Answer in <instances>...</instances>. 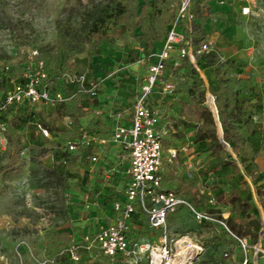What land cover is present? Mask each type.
<instances>
[{
  "label": "rangeland",
  "instance_id": "rangeland-1",
  "mask_svg": "<svg viewBox=\"0 0 264 264\" xmlns=\"http://www.w3.org/2000/svg\"><path fill=\"white\" fill-rule=\"evenodd\" d=\"M118 1L0 0V78L6 77L0 89L12 88L11 70L19 82L36 74L31 54L38 50L39 56H46L45 78L67 96L54 104L25 101L15 113L3 117L9 130L0 134V164L14 157L9 132L23 146L16 170L0 175V264H123L99 250L92 254L83 248L85 219L81 218L82 207L89 201L101 197L104 205L111 206L124 193L127 162L102 156L106 171L93 175L96 171L90 158L83 156L84 149L71 153L66 146L68 139L84 132L107 133L129 120L152 61L155 46L140 40L139 28L133 33L109 22L100 34L92 35L96 21L112 12ZM205 1L196 4L200 22L195 30L205 32L218 56L203 59L207 74L203 72L201 99L209 106L211 97L215 103L225 90L231 103L242 108L233 121L239 125L248 120L254 127L246 146L259 166L255 173L258 183L239 157L227 149L230 156L212 153L206 141L195 139L203 122L200 116L187 121L181 106L174 107V100L158 92L155 101L162 103L164 125L170 130L165 141L172 144L166 145L165 155L169 156V147L177 150V156L165 164L166 185L197 210L212 213L225 223L200 222L184 206L171 218L168 232L174 241L185 238L190 243L194 249L191 264H244L246 259L248 264H264L263 251L256 262L260 241L264 248V206L258 195V187L264 190V0H256L250 16L240 14V0H231L223 8L228 11L213 15ZM170 3L166 17L172 15L173 19L176 0ZM185 64L188 68L189 62ZM176 79L180 82L179 76ZM186 100L193 102L191 96ZM76 109L84 110L85 115L72 113ZM214 112L218 120L216 108ZM218 127L222 135V127ZM233 160L240 172L234 169ZM135 225L139 236H154L160 243V234L149 230L145 216ZM63 232L80 243L79 260L67 254L70 243L57 260L48 255V240Z\"/></svg>",
  "mask_w": 264,
  "mask_h": 264
},
{
  "label": "built area",
  "instance_id": "built-area-1",
  "mask_svg": "<svg viewBox=\"0 0 264 264\" xmlns=\"http://www.w3.org/2000/svg\"><path fill=\"white\" fill-rule=\"evenodd\" d=\"M202 2L204 0L199 3ZM226 2L227 0H216L213 4L212 0H207L206 9L213 15L218 11L215 5H224ZM255 2L256 0H243L241 14L252 15ZM197 3L198 0H176L174 17L168 25L160 48H156L151 54L152 61L148 72L139 93L135 96L129 124L117 125L109 136L86 133L81 139H70L66 142L67 151L71 153L78 152L81 148H96L94 153L89 154L94 165L101 163V154L107 146L119 149L121 162H127L124 193L116 198L112 207L106 206L109 212L106 218L99 221L94 230L84 232L82 236L85 244L83 248L92 254L99 250L110 260H119L123 264H176L181 259L178 252L180 240L174 241L170 238L168 225L170 217L177 214L182 207L191 208L200 222L220 221L225 225L214 214L197 210L179 193L165 187V137L170 130L161 124V111L150 101L158 92L165 96H176L177 83L172 79L171 71L181 68L185 60L200 70L199 56L215 51L212 42L206 37L199 42L195 40V26L200 22ZM39 55L38 50L31 54L37 70L32 78L25 82L13 79L11 89L0 90V115L18 108L25 101L32 105H41L67 99L61 91L51 89L42 82L46 77V67L44 60L38 58ZM25 75L28 76V73L25 72ZM39 127L46 136H50L47 128L41 125ZM8 129L9 123L0 119V134H5ZM168 151L172 158L177 156L176 149ZM142 216L146 217L149 230L160 234V243L150 237L138 235L135 222ZM246 241L242 240L243 244L248 246ZM66 251L73 260L80 259L78 241L74 240L69 244ZM192 251L194 250L187 252V258L193 257ZM247 263L246 259L244 264Z\"/></svg>",
  "mask_w": 264,
  "mask_h": 264
},
{
  "label": "trees",
  "instance_id": "trees-1",
  "mask_svg": "<svg viewBox=\"0 0 264 264\" xmlns=\"http://www.w3.org/2000/svg\"><path fill=\"white\" fill-rule=\"evenodd\" d=\"M170 4V0H144L142 4H140V0H120L115 5L112 12L106 13L103 17L96 21L91 31L92 35L96 36V34H100L109 22H113L117 26L124 25L133 33H135L136 29L139 28L141 31V34L139 35L140 40L150 44L151 46H155L156 49L158 48V43L164 39L168 30V25L172 21V15L169 18L166 17L170 10ZM204 35L205 32L197 31L195 34L196 42L205 38ZM217 56V50L200 55L198 58V67L200 70L187 60L183 62L181 68L172 70V79L177 83V92L176 96H169V98L175 101V99L177 100L181 94L183 96H191L193 102L185 101L181 98V114L185 116L187 121H195L198 116L203 119V122L198 127L195 139L197 141H206L212 153L226 154L230 156L229 152L225 150L217 135L218 128L215 117L213 116V111L209 108V106L204 105V100L201 99L203 97L202 89L205 86V80L201 75V71L207 74L206 65L203 62V59ZM45 57L42 55L38 56V58L42 60H44ZM185 62H189L188 68ZM45 66L47 65L45 64ZM16 76L17 74L15 71L11 70L9 73V79H17ZM177 76H179L180 82L176 79ZM5 80V76L0 78V87L4 86ZM48 81V78L42 79L44 84L45 82L48 83H46L48 87L58 90L54 88L55 85L51 86ZM215 106L219 111V120L222 126L218 120L217 122L220 127H223L224 140L229 143L233 152L235 151L234 154L236 157L241 159L246 172L252 176L254 182L257 184L258 180L255 178V173L258 171L259 166L255 162L254 152L247 149L246 146L254 135V127L248 120L243 121L242 124L239 125L233 121V118L242 110V108L231 103L227 91L224 90L218 95ZM215 106L213 107L215 108ZM18 109L19 107L8 110L7 112L15 113ZM7 112H3L0 115V119L4 120L3 117H5L4 115ZM72 113H80V116L85 115V112L82 109H76ZM9 134L13 138L12 143L14 145V157L11 162L7 164H0V175L7 171L16 170V165L20 160L19 153L23 145L19 140H16L11 135V132H9ZM165 140L167 141V136L165 137ZM89 150L92 152L93 150H96V148H90ZM228 163L229 162H225V165H229ZM232 165L236 171L240 172L239 165L236 160H233ZM258 195L264 206V190L262 187H258ZM251 197L252 193L250 192L248 194V198ZM238 200L241 201V197H238ZM110 207H112V205L107 206V208ZM110 212L112 211L110 210ZM71 242L72 238L68 232L56 234L54 237L52 236L48 240V255H50L54 260H57V257L65 250L66 245L69 243L71 244Z\"/></svg>",
  "mask_w": 264,
  "mask_h": 264
},
{
  "label": "crops",
  "instance_id": "crops-1",
  "mask_svg": "<svg viewBox=\"0 0 264 264\" xmlns=\"http://www.w3.org/2000/svg\"><path fill=\"white\" fill-rule=\"evenodd\" d=\"M200 1H203V0H200ZM205 1V0H204ZM230 1L231 0H227V2L224 4V5H215V7L218 9V11L216 12V13H218L219 11H228V10H224L223 8L224 7H227V6H229V4H230ZM216 2V0H212V3L214 4ZM234 2H236V0H234ZM240 2H243V0H240ZM205 3H206V5H207V1H205ZM243 4V3H242ZM215 13V14H216ZM240 14H241V7H240ZM242 15V14H241ZM243 16V15H242ZM156 50V49H155ZM154 50V51H155ZM205 74V73H204ZM201 75H202V73H201ZM202 77L205 79V77H206V75H205V77L202 75ZM157 94L158 93H156V94H154L152 97H151V103L154 105V106H156V107H158L159 109H160V111H161V114H162V122H161V124L162 125H164L165 124V120H166V117L164 116V113H163V110H162V103L161 104H157L156 103V101H155V98H156V96H157ZM186 97L187 96H183L182 94H181V96L179 95V98H177V100L175 99V101L173 102L174 104H175V106L174 107H178L179 105L181 106V103H182V101H181V98L182 99H184L185 101H187L186 100ZM160 103V102H159ZM211 106L213 105V103L212 102H210L209 103ZM216 107V106H215ZM215 113V112H214ZM182 118H185V116H183L182 115ZM186 119V118H185ZM215 120H216V117H215ZM221 123V122H220ZM125 124H129V120H127V121H125ZM216 124H217V121H216ZM221 126H222V124H221ZM217 128H218V131H219V127H218V125H217ZM113 129L114 128H111L110 130H109V132H107V133H100L99 131L98 132H90V133H87V132H84L83 134H81L79 137H73V138H70V139H76V140H78V139H81L82 138V136L84 135V134H99V136H109L111 133H112V131H113ZM222 131H223V127H222ZM217 135H218V132H217ZM219 137V136H218ZM223 137H224V131H223ZM69 139V140H70ZM166 145H168V146H170V145H172L171 143L169 144V143H167L166 141H165V147H166ZM225 148V147H224ZM169 149H175V148H173V147H169L167 150H169ZM228 150V149H227ZM229 151V150H228ZM79 152V151H78ZM90 152V153H89ZM235 152V151H234ZM75 153H77V152H75ZM92 153H94V151H90L89 149H84L83 150V152H82V154H83V156L84 157H89V154H92ZM112 153L114 154V156L112 155ZM102 156L103 157H114V158H116V157H118V160H120L121 161V153H120V151H119V149H117L116 147H114V146H107L104 150H103V152H102V154H101V163H99V164H97V165H94L93 163V166H94V169H95V173H93V175L94 174H98V173H102V172H105L106 171V169H105V167H106V164H105V160H106V158L105 159H103L102 158ZM165 157H169L168 158V160H167V158H166V162H168L169 160L170 161H172V157H171V155L169 154V156H166L165 155ZM166 162H165V164H166ZM126 183H127V180H126ZM164 184H165V187L167 188V189H170V190H174V189H172V188H169L167 185H166V183H165V179H164ZM174 191H176V190H174ZM177 192V191H176ZM178 193V192H177ZM103 195V194H102ZM104 196V195H103ZM104 200V199H103ZM103 200H102V198L100 197V199L99 200H97V201H89L88 202V205L85 207V206H83L82 207V220H84V224H85V230H84V232H89V231H92V230H94L95 228H96V226H97V224L99 223V221H103L105 218H106V216H107V214H109V212L106 210V205H104L103 204ZM102 201V202H101ZM98 204H99V206H98ZM182 209V208H181ZM180 209V210H181ZM179 210V211H180ZM179 211H178V213H179ZM177 213V214H178ZM79 214V213H78ZM177 214H175V215H177ZM175 215H172L171 217H170V220H171V218L173 217V216H175ZM227 215H230V212H228L227 213ZM81 220V221H82ZM170 220H169V222H170ZM135 227H136V225H135ZM138 229H140V228H138ZM141 230V229H140ZM153 241H155V239H154V236H152V237H150ZM156 242V241H155Z\"/></svg>",
  "mask_w": 264,
  "mask_h": 264
},
{
  "label": "bare ground",
  "instance_id": "bare-ground-1",
  "mask_svg": "<svg viewBox=\"0 0 264 264\" xmlns=\"http://www.w3.org/2000/svg\"><path fill=\"white\" fill-rule=\"evenodd\" d=\"M201 73H202V75H203V71H201ZM211 99H212V103H213V105L215 106V103H214V99H213V97H211ZM209 106L213 109V111H214V108H213V106H211L210 104H209ZM216 108V110H217V107H215ZM216 117V116H215ZM217 118H218V121L220 122V120H219V116H218V112H217ZM216 121H217V119H216ZM221 124V123H220ZM217 125H218V122H217ZM218 136L220 137V138H223V131H222V135H220V133H219V131H218ZM227 149L233 154V155H235L234 154V152H233V150H232V148H231V146L228 144L227 145ZM262 236H264V219H263V230H262ZM180 250H181V252H180V257H181V259H180V261H178V263H176V264H191L192 263V258H187V252L189 251V250H194L193 248H192V246L190 245V243L188 244V242H187V240H185V238H183L182 239V241H180ZM188 244V245H187ZM258 247V250H257V253H260V252H264V248H262L261 247V241H260V243H259V245L257 246ZM186 248V249H185Z\"/></svg>",
  "mask_w": 264,
  "mask_h": 264
},
{
  "label": "water",
  "instance_id": "water-1",
  "mask_svg": "<svg viewBox=\"0 0 264 264\" xmlns=\"http://www.w3.org/2000/svg\"><path fill=\"white\" fill-rule=\"evenodd\" d=\"M209 97H210V95L208 94L207 95V98L209 99ZM212 109V108H211ZM212 111H213V109H212ZM217 112H218V116H219V111H218V108H217ZM213 113H214V111H213ZM214 115H215V113H214ZM219 139H220V141H221V143L223 144V146L225 147V149H227V145L229 144L228 142H226L225 140H224V137L223 138H220L219 137ZM263 222V221H262ZM258 260H259V256H258V253L256 254V262H258Z\"/></svg>",
  "mask_w": 264,
  "mask_h": 264
}]
</instances>
